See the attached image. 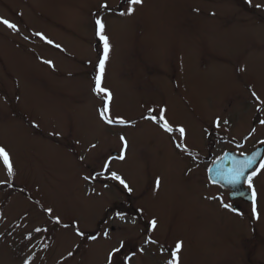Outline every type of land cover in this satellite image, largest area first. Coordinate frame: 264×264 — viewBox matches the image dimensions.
<instances>
[{"label":"rangeland","instance_id":"374dc122","mask_svg":"<svg viewBox=\"0 0 264 264\" xmlns=\"http://www.w3.org/2000/svg\"><path fill=\"white\" fill-rule=\"evenodd\" d=\"M0 19V264H108L120 241L130 264L178 242L176 264H264V169L249 201L209 177L264 142V0H0Z\"/></svg>","mask_w":264,"mask_h":264},{"label":"snow or ice","instance_id":"6c2138e0","mask_svg":"<svg viewBox=\"0 0 264 264\" xmlns=\"http://www.w3.org/2000/svg\"><path fill=\"white\" fill-rule=\"evenodd\" d=\"M142 0H131V3L133 4H139L141 3ZM251 2V0H249V3ZM257 7H260L259 5H257ZM127 12L130 14L132 12V8L129 7L127 9ZM0 23L4 24L8 29H10L13 32H18V27L15 23H12L10 21H8L7 19H0ZM96 25L98 26L97 28V35L100 39V41L103 43V56L99 59V72L95 78V86L93 91L95 93H97L98 95L103 93L105 96V103H104V110L107 111V106H108V100L111 99V93L109 92V90H107L106 88L101 86V79H102V74L105 70V62L108 59V54H109V41H108V37L106 35H104V24L97 19L96 20ZM37 36H39L42 40H45L46 43L51 44L52 41L51 40H47L41 33H36ZM56 47H60L59 45H56ZM45 63L48 64H52L51 61H45ZM253 95H255V93H253ZM161 113H163V110H161ZM161 119H163V115L161 114L160 116ZM111 122V121H109ZM120 123H124L123 120L119 121ZM262 123H264V121H262ZM162 127L164 128L165 131L167 132H172L173 129L171 127L168 126L167 123L163 124ZM180 136L183 137L185 134V129L183 127H180L178 129ZM121 139L123 140V137H121ZM94 147V146H93ZM0 158L3 159V164L6 167L9 176H11L13 174V165H12V161L10 159V156L8 154V152L2 147L0 146ZM120 159H124V156L121 155ZM253 163L252 159H248L244 162H242L240 164L239 167H235L233 169H231L229 171V183H238L240 180V177L244 175V170L251 167ZM102 168L106 171L108 168L107 164H104L102 166ZM261 169H264V163H261L260 165ZM259 171V169H257L256 171H253L251 173V175H249L247 177V183H248V187L252 188V177L257 175V172ZM111 179L114 181H118L120 183V185L123 186V188L125 190H127L128 192H131L132 189L129 187V185L125 182L124 179L121 178L120 175H118L116 172H111ZM87 179V177H86ZM160 181L157 179L156 184L157 187L159 186ZM257 193L256 191L253 189L252 192V214L253 216L257 215ZM225 207H229L227 204L224 205ZM46 211H48L49 213L52 211L51 209H47ZM123 218L122 214H121V219ZM61 221L59 220V218H56V223H60ZM150 225L155 228L156 226V221L152 220L150 221ZM37 231H39V229H37ZM78 235H84V233L82 232H77ZM104 235H107V233H104ZM91 239H96L95 236L90 237ZM124 249V242L120 241L119 245L114 247L109 253H108V264H130V257L128 256L127 252L123 250ZM181 249V243H177L175 246V250H169L170 251V255L172 257L171 260L167 261L166 264H176V260H177V253L180 251ZM69 255H71V253H69Z\"/></svg>","mask_w":264,"mask_h":264},{"label":"water","instance_id":"95a60500","mask_svg":"<svg viewBox=\"0 0 264 264\" xmlns=\"http://www.w3.org/2000/svg\"><path fill=\"white\" fill-rule=\"evenodd\" d=\"M262 147H258L249 154L239 155L233 151L225 153L219 160H216L209 170V177L211 181L220 183L231 189V197H243L246 200L251 199L250 193L243 187V183L247 175L253 171L258 161L262 156ZM248 159H252L251 167L244 170V175L240 177L238 183H229V171Z\"/></svg>","mask_w":264,"mask_h":264},{"label":"flooded vegetation","instance_id":"af4514ba","mask_svg":"<svg viewBox=\"0 0 264 264\" xmlns=\"http://www.w3.org/2000/svg\"><path fill=\"white\" fill-rule=\"evenodd\" d=\"M263 142V141H262ZM259 147H262V149H263V151H262V156H261V158H260V160L258 161V163H257V165L255 166V168H254V171H256L257 169H259L260 168V165H261V163L263 162V160H264V142L263 143H259V145H258ZM257 146V147H258ZM238 154H240V153H238ZM255 177V176H254ZM244 185L246 186V187H248V185H247V180L244 182ZM249 188V187H248ZM250 189V188H249ZM232 191H230V193H231ZM230 195V194H229Z\"/></svg>","mask_w":264,"mask_h":264}]
</instances>
